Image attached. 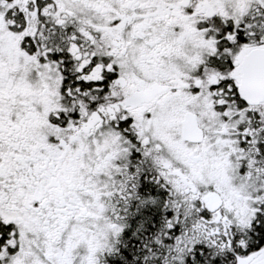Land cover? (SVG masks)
<instances>
[{
  "label": "snow or ice",
  "instance_id": "1",
  "mask_svg": "<svg viewBox=\"0 0 264 264\" xmlns=\"http://www.w3.org/2000/svg\"><path fill=\"white\" fill-rule=\"evenodd\" d=\"M0 264H264V0H0Z\"/></svg>",
  "mask_w": 264,
  "mask_h": 264
}]
</instances>
